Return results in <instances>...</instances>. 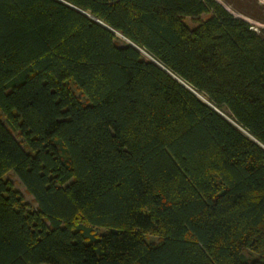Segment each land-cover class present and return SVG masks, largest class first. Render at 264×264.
Listing matches in <instances>:
<instances>
[{"label":"trees","instance_id":"obj_1","mask_svg":"<svg viewBox=\"0 0 264 264\" xmlns=\"http://www.w3.org/2000/svg\"><path fill=\"white\" fill-rule=\"evenodd\" d=\"M261 2L0 0V264H264Z\"/></svg>","mask_w":264,"mask_h":264},{"label":"rangeland","instance_id":"obj_2","mask_svg":"<svg viewBox=\"0 0 264 264\" xmlns=\"http://www.w3.org/2000/svg\"><path fill=\"white\" fill-rule=\"evenodd\" d=\"M262 4H264V0H262L261 2ZM234 17L236 18H241L239 15L237 14H233ZM244 20H246L250 25H252L253 29H260V28H264V24H260V23H257L255 21H252V20H249V19H246V18H243ZM120 37V36H118ZM119 44L120 41H119ZM146 56V55H145ZM70 85V88L71 90L81 99V101H84L85 99L83 97L80 96L79 92L75 89V87L72 85V84H69ZM2 121H5V116L2 115ZM13 136L15 137V139L18 141H21L23 143V140L21 138V136L19 135V133L17 131H13ZM7 178V180L10 181V183L12 184V186L18 191V193L21 195V197L23 198V200L25 201V203L31 208V209H35V204L31 198V196L27 195L23 186L21 185V183L18 181V179L13 175L12 172H9L7 173V175L5 176ZM103 230H99L98 233H102ZM148 241H157L158 240V237L155 236L154 234H147L146 235Z\"/></svg>","mask_w":264,"mask_h":264}]
</instances>
